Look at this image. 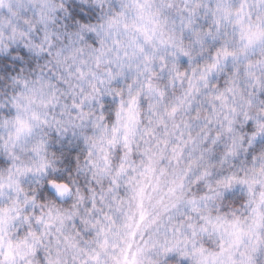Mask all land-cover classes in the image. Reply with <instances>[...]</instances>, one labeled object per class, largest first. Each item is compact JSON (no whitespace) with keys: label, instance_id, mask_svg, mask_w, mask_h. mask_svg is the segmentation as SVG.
I'll return each instance as SVG.
<instances>
[{"label":"clouds","instance_id":"obj_1","mask_svg":"<svg viewBox=\"0 0 264 264\" xmlns=\"http://www.w3.org/2000/svg\"><path fill=\"white\" fill-rule=\"evenodd\" d=\"M184 2L0 0L5 242H31L32 232L54 257L58 250L60 264H75L64 236L75 235V223L79 240L87 237L81 218L89 195L107 185L103 173L120 163L117 154L135 161L133 175L152 198L146 207L162 200L185 229L199 226L197 247L217 250L223 231L204 217L227 226L264 215V51L236 50L227 64L210 60L200 41L210 42L213 22L198 13L194 32L187 21L182 26ZM239 2L246 18H264V0ZM200 3L216 9V0ZM187 231V245L177 233L174 251L150 249L144 264H196ZM247 255L264 264V245ZM44 256L41 248L26 259L43 264Z\"/></svg>","mask_w":264,"mask_h":264},{"label":"snow or ice","instance_id":"obj_2","mask_svg":"<svg viewBox=\"0 0 264 264\" xmlns=\"http://www.w3.org/2000/svg\"><path fill=\"white\" fill-rule=\"evenodd\" d=\"M167 7L171 8L173 5L167 4ZM244 8L245 5L239 0H216V9L211 11L205 8L200 0H185L181 14L184 19L181 24L183 26L187 21L194 32L196 25L192 21L200 18L198 13L212 20L210 42L208 39L200 42L208 47L210 60L224 58L227 64L238 59L235 56L236 50L247 52L258 46L264 51V18H258L257 22H253L250 16L246 18ZM229 27L231 31L228 30ZM144 32L145 40L150 41L152 36L147 34L146 29ZM160 43H166L163 32L160 34ZM129 103L135 104L136 97ZM128 111L129 119L132 120L131 107ZM131 151L129 145L128 152ZM117 159L120 163L114 169L109 166L104 170L107 185L101 181L99 192H91L89 195L86 218H81V224L87 226V237L83 243L79 240L83 233L75 223L72 225L76 229L75 235L64 236L65 245L76 253L73 257L75 264H144L150 249H156L157 252L162 249L165 253L174 251L180 243L177 233L184 236V243L187 245L189 243L187 229H191L192 255L196 264H250L248 251L257 250L259 246L264 245V231H261L264 229V215L257 213L251 223L242 224L239 220H234L227 223V226L212 223L209 218L204 217L207 223L212 224L214 230L223 231L217 250L207 251L203 247H197L195 237L198 235L196 229L199 226L189 224L185 229L183 224L175 221L169 214V203L162 200L153 204L151 210L146 207L145 200L152 198L147 196L144 187L133 175L137 170L135 161H129L126 156L121 157L119 154ZM171 204L176 206L174 201ZM165 215H168V224L163 223ZM39 219L37 217L38 221ZM169 228L173 233L171 239L168 238ZM204 230L200 228V231ZM28 236L33 238L31 242L27 237L9 239L6 242L0 237V264H17L18 257L25 261V264H32L26 258L29 255L39 257L41 248L45 251L43 264H60L58 250L54 257L51 249L40 244L38 234L29 232ZM137 239L140 243H137Z\"/></svg>","mask_w":264,"mask_h":264}]
</instances>
